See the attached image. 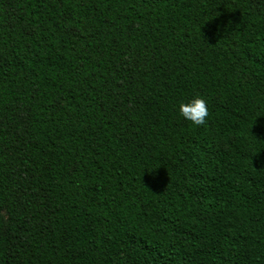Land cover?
Segmentation results:
<instances>
[{
	"label": "trees",
	"instance_id": "1",
	"mask_svg": "<svg viewBox=\"0 0 264 264\" xmlns=\"http://www.w3.org/2000/svg\"><path fill=\"white\" fill-rule=\"evenodd\" d=\"M0 264H264V0H0Z\"/></svg>",
	"mask_w": 264,
	"mask_h": 264
},
{
	"label": "clouds",
	"instance_id": "2",
	"mask_svg": "<svg viewBox=\"0 0 264 264\" xmlns=\"http://www.w3.org/2000/svg\"><path fill=\"white\" fill-rule=\"evenodd\" d=\"M206 99L197 94L190 99L182 100L178 104V113L186 121L195 126H202L206 123L208 109Z\"/></svg>",
	"mask_w": 264,
	"mask_h": 264
}]
</instances>
